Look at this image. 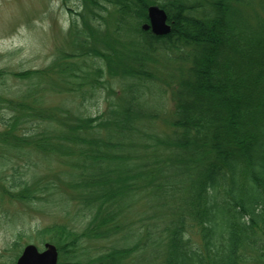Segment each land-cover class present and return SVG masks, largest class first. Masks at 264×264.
Returning <instances> with one entry per match:
<instances>
[{
    "label": "trees",
    "instance_id": "trees-1",
    "mask_svg": "<svg viewBox=\"0 0 264 264\" xmlns=\"http://www.w3.org/2000/svg\"><path fill=\"white\" fill-rule=\"evenodd\" d=\"M152 4L170 33L142 28ZM74 17L68 48L14 73L31 78L24 95L0 94L15 111L0 153L57 165L2 190L60 202L37 230L59 264H264V0H83Z\"/></svg>",
    "mask_w": 264,
    "mask_h": 264
},
{
    "label": "rangeland",
    "instance_id": "rangeland-1",
    "mask_svg": "<svg viewBox=\"0 0 264 264\" xmlns=\"http://www.w3.org/2000/svg\"><path fill=\"white\" fill-rule=\"evenodd\" d=\"M82 3L83 0H0V70L3 72L0 77V94L8 97L11 94L24 95L31 78H19L14 73L45 67L52 61L58 48L69 47L72 35L68 28L72 18L81 10ZM77 22L82 23L80 16ZM178 72L181 73V69ZM109 85L110 83L101 87L97 96L86 95L83 101L88 112L95 113L99 105H102V101H107L106 86ZM145 91L151 98L150 101H160L158 95L151 96L149 90ZM47 96L49 97L48 93ZM52 97L53 101L50 97L44 99L58 106L60 105L58 102H64L62 100L69 96L61 94ZM14 112L0 101V129L4 128L2 113L10 118ZM7 151L3 152L8 154L7 157L11 161L7 157L3 158V152L0 153V264H16L14 262L26 244L35 243L43 248L45 241L37 230L54 221H61L63 213L65 216L66 212L61 210L60 202L49 204L54 195L49 194L48 197L47 190H37V194L41 193L40 199L27 202L12 199L2 190L3 187H10L9 181L13 177L15 179L22 177L28 183H33L37 179L35 176L47 173L45 170L47 166L57 165L55 162H40L39 158L30 162L29 159L37 156L30 154L27 148L9 147ZM43 180L47 182L55 178ZM31 187L35 188L34 185ZM57 190L63 192L61 187ZM53 192L55 190L51 193ZM57 198L60 200V194H57ZM69 209L72 214L75 213L76 207L71 205ZM190 231L194 241H199L200 236L196 228L193 227ZM158 260L157 264H162V257Z\"/></svg>",
    "mask_w": 264,
    "mask_h": 264
},
{
    "label": "water",
    "instance_id": "water-1",
    "mask_svg": "<svg viewBox=\"0 0 264 264\" xmlns=\"http://www.w3.org/2000/svg\"><path fill=\"white\" fill-rule=\"evenodd\" d=\"M150 22L143 24L144 29H151L157 35L167 34L172 25L168 21V13L159 5H151L148 8ZM59 252L55 244L46 242L43 250L33 243L27 244L16 264H58Z\"/></svg>",
    "mask_w": 264,
    "mask_h": 264
}]
</instances>
